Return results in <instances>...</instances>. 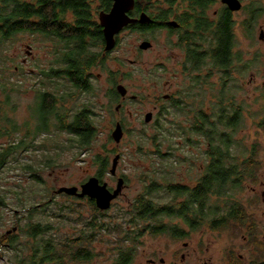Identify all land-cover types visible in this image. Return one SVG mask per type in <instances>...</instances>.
<instances>
[{"label":"rangeland","instance_id":"374dc122","mask_svg":"<svg viewBox=\"0 0 264 264\" xmlns=\"http://www.w3.org/2000/svg\"><path fill=\"white\" fill-rule=\"evenodd\" d=\"M243 3L246 9L234 15L235 51L241 60H235V70L229 76L218 70L210 71V64L200 73L185 74L181 67V63L186 61L185 53L172 46L178 41L175 35L172 37L163 31L122 33L120 45L113 55L115 60L107 65L109 71H95L102 73V77L94 82L93 93L80 94L76 91L78 94L74 98L57 105V111L65 114L68 125L81 112L88 110L91 113L97 134L85 150L78 149V144H72L67 130L55 128L60 123L54 118L50 125L52 133L39 135L38 123L33 118L41 92H53L56 87L55 81L48 76L54 61L56 46L53 41L43 35L25 32L1 45L0 81L7 85L6 96L11 97V105L0 111V130L8 128L12 133L0 137V153L7 151L11 145L25 144L0 168V195L8 204L6 208L0 206V237L16 227H25L30 220L23 217L32 207L39 209L34 218L36 222L49 221L60 228L56 230L60 236H75L82 226L74 222L79 215H74L72 209H65L64 215L73 217V223L54 218L60 205L82 206L81 215L85 218H93L94 210L88 201L69 198L57 191L64 187L81 188L97 176L98 156L110 158L111 170L118 155L121 159L117 175L113 176L109 171L103 181L116 190L119 179H124L123 192L110 210L97 216L106 224L120 226L123 232H135L128 224L132 220L135 202L147 193L151 179L160 183L167 179L188 187L197 186L208 162V141L204 135L193 130L194 119L200 112L213 114L215 102L224 95L226 104L233 99L242 109L243 126L234 132L233 153L243 159L249 157L254 149L259 154L261 168L258 181L247 183L238 198L255 223L257 240L264 243V128L261 126L264 120V39L261 40L264 33V0H243ZM189 4V0H181V10H186ZM222 7V0H216L207 11L208 17L215 19ZM256 9L261 11L257 18L253 14ZM249 21L253 25L250 30L246 27L250 25ZM244 23L248 24L245 26ZM144 40L153 43V49L140 50ZM18 67L20 70H17ZM112 70H118L121 84L128 90L129 98L123 107H119L120 112L116 111L118 103L111 102L108 96ZM197 77L199 82L195 80ZM61 83L64 85L63 80ZM63 85L60 89L64 90ZM190 89L193 91L192 100L185 96ZM166 95L178 96L184 101V108L179 109L175 104L166 102ZM4 97L5 93L1 91V103L6 100ZM233 111L230 109L231 113ZM149 113L154 115L151 124L146 123ZM3 115L14 122L13 126L2 121ZM213 120L216 118L213 117ZM118 122L125 129V136L119 145L112 137ZM14 126L18 131L14 132ZM34 134L38 136L33 138ZM155 196L156 201L162 203L171 199L164 191ZM211 200L214 206L216 199ZM18 211L22 213L17 215ZM171 220L165 217V223ZM175 223H180L190 232L179 220ZM77 224L78 230L73 227ZM249 225L240 230L234 226L221 230L203 228L192 232L183 241L147 234L139 239L137 245L126 239L122 231H104L92 243L94 259L88 264H115L118 250L124 246L137 247L132 264H149L152 259L157 260V264L161 259L166 264H231L233 257L240 264H253L260 252L251 241ZM121 239L125 243L121 244ZM14 257L13 251L0 246V264H9Z\"/></svg>","mask_w":264,"mask_h":264},{"label":"trees","instance_id":"16d2710c","mask_svg":"<svg viewBox=\"0 0 264 264\" xmlns=\"http://www.w3.org/2000/svg\"><path fill=\"white\" fill-rule=\"evenodd\" d=\"M2 1L0 0V46L19 33L23 28L20 23L21 20H29L35 14L42 17L41 22L39 25L30 26L29 29L26 27V30H37L45 34L46 37L53 30L52 24L57 30L62 27L57 25V21L63 20L67 10H72L79 22L87 23L92 19L91 0H40L39 11L30 5H19L18 0H4L8 2L6 6ZM100 1L103 9H109L113 2V0ZM149 1L139 0L138 4L143 7V4ZM166 1L171 5L177 2V0ZM189 3L188 9L196 13L193 15L196 24L187 28L190 32L188 31L186 34L183 43L188 46L193 70L201 72L205 66L208 67L212 63L214 69L224 73L225 76H229L235 70V60H241L240 55L235 51L236 34L233 14L228 10H222L217 22L210 23L207 11L213 5L212 0H189ZM191 18L192 16L189 19ZM78 26H81V29L75 41L72 42H77L79 48L71 54L73 65L66 74L70 76L76 86H81L86 91L89 88L86 73L91 65L88 57L90 49L88 37H91V34L90 26L87 24H79ZM150 28L155 29L154 27ZM147 30L150 29L147 28ZM2 52L3 50L0 49V58ZM104 67H106L105 64ZM48 76L54 78L52 74ZM198 77L200 78V76ZM198 77L195 79L197 82H199ZM6 89L7 85L0 81V92L5 93L6 97L3 103L0 100V111H5V108L11 105V97L6 96ZM67 89L70 88H65L63 92H60L61 89L55 87L57 92H41L38 98V110L34 109L33 118L38 123L39 135L52 133L50 125L52 118H54L60 123L55 128L67 130L71 136L72 144H78V149L85 150L95 140L97 131L92 124L91 113L88 110L76 115L74 121L69 125L65 123V114L57 111V105L60 102L63 104L67 102L66 96L70 94L69 98L75 97ZM185 96L188 100H192L193 91L190 89ZM221 97L223 98L215 102L214 109L216 110L213 114H207L206 111L200 112L196 114L194 119L193 130L204 135L208 141V162L197 186L188 187L167 179L160 183L157 179H151L152 183L147 187V193L140 196L135 202L132 220L128 224L135 229V232H123L120 226L115 227L104 223L97 216L103 212L90 200L89 205L94 210L93 218L83 217L81 215L83 207L80 205L75 208L66 204L60 205L59 212L54 215V218L63 219L65 223H73V217L68 218L64 215L65 209H72L74 215H79L78 219H74V222L82 224L81 228L78 224L73 226L77 230L79 228L75 236L64 237L57 234L56 230L60 228L53 223L47 220L45 223L36 222L34 218L38 215L39 209L32 207L28 210V215L23 217V219L30 220L25 227H17L16 231L7 232L0 237V246L13 251L15 255L9 264H88L94 259L91 250L92 243L104 231L109 232L114 229L118 232L122 231L126 239L137 245L140 242L139 239L147 234L154 237L169 236L175 241H183L189 238L192 232H197L203 228L221 230L234 226L235 229H243L248 224H250L248 230L252 236L251 241L257 245L260 252V256L255 257L253 264H264V262H259V260L264 261V243L257 240L255 223L244 210L238 198V194L245 190L247 183L254 184L258 181V172L261 168L259 154L254 149L249 157L243 159L233 153L234 132L243 126L241 123L242 109L233 99L226 104L225 96ZM183 102L182 104L175 103V107L184 108ZM230 109L234 110L233 113L230 112ZM4 115L2 121L13 126L14 122ZM213 117L216 120H213ZM261 126L264 128V120ZM15 131H18L17 126H14ZM11 133L12 131L8 128H3L0 130V137L10 136ZM36 136L38 135H32L33 138ZM24 144L25 142L11 145L7 151L0 153V168L5 166L11 156L22 150ZM159 153L161 154V151ZM161 156L163 157V154ZM96 164L99 167L96 177L103 181L110 171V158L98 156ZM162 191L171 197L166 203L157 202L155 199L157 196L154 197V194ZM213 198L216 199L214 206L211 204ZM0 206L8 207L3 195H0ZM77 207L79 208L76 210ZM19 213L22 212L18 211L17 215ZM165 217L172 219L171 222L165 223ZM176 220L187 226L190 232H187L180 223H175ZM121 240V244L125 243L124 239ZM136 248V246L119 248V257L115 264H132ZM231 264H240V262L233 257Z\"/></svg>","mask_w":264,"mask_h":264},{"label":"flooded vegetation","instance_id":"af4514ba","mask_svg":"<svg viewBox=\"0 0 264 264\" xmlns=\"http://www.w3.org/2000/svg\"><path fill=\"white\" fill-rule=\"evenodd\" d=\"M180 1L181 0H177L176 3L171 5L166 0H150L148 3L143 4V7H141L138 4L139 0H136L135 8L132 11H130L128 14L129 17L133 20H136V22L129 25L128 27H126L120 34H118L116 36V46L111 51H106V40H105V35H104V28L102 27L101 20H100V15L103 12L110 13L112 11L113 5H114V0H113L112 4L109 6V9L108 8L103 9L101 7L102 5H101L100 0H91L92 19L87 23L86 22H79L76 18L75 13L72 10H67L66 14L64 15L63 20L57 21V25L62 26V27L57 30V29H55L54 25L52 24L51 26H52L53 30H51V34L47 37L51 41H53V43L56 46L54 49V53H53V57H54L53 66H52L51 71H50V74H52L54 76L53 80L55 82H57L56 87L60 88V86L63 85L61 83V81L63 80L64 81L63 88L64 89L70 88L67 90L70 91L71 93H73L75 96L78 93H80V94L91 93L92 94L93 89H94V86H93L94 82L95 81L98 82L102 77V73H95V71H97L99 69H101L102 71H105V72L109 71L107 65L115 60L113 55L117 51V48L120 45V35L122 33H124L125 31H130V32H134V33H154V32L156 33L159 31H163L164 33H167L169 36H172V37L174 35L177 36L178 41L176 43H174L172 46L182 49L183 52L185 53L184 59L186 61L184 63L183 62L181 63V67H182L183 72L185 74H189V75H192L193 73H200L198 71L193 70L192 65H191V60H190V54L188 52V46L185 43H183V40L185 39L186 34L188 33V31L190 32V30H188L187 28L193 27L196 24V21L193 18V15H195L196 13L191 12L188 8L186 10H184V9L181 10ZM212 1H213V5H214L216 3V0H212ZM239 1L242 4V8L240 11L232 12L230 10L229 6H227L226 4L223 3V0H222L223 7H222L221 11L222 10H228L230 13L233 14V19H234L235 14L240 13L246 9L244 6L243 0H239ZM2 3H4L5 6L8 5V2H6L4 0L2 1ZM18 3L21 6H23L25 4L30 5L36 11H39L41 1L40 0H18ZM96 5H97V7H96ZM212 6H210V8H212ZM221 11H218L216 13L215 19H212V18L208 17V15H207L209 22L210 23L217 22ZM253 14H255V16L257 18L261 14V11L259 9H256V10H254ZM143 15L148 16L152 20V22L146 23V24L141 23L140 20H141ZM190 16H192L191 19H189ZM41 18L42 17L40 15L35 14L29 20H21L20 23L23 26V28L19 31L18 34H22V33L27 32V33H33V34L45 36V34H42L39 31L34 30V29L26 30V27L29 29L30 26L33 27V26L39 25V23L42 20ZM186 21H187V23H186ZM234 23H235V19H234ZM79 24H87L88 26H90L89 31L91 34V37H88L89 38L88 41L90 43V49H89L88 57H89V61L91 62V65H90V69L86 73V79L88 81L89 88L86 91L83 90L81 88V86H76V84H74L73 81L71 80L70 76H68L66 74V72L69 70V68L73 65L71 63V54H73L77 50V48H79V45L77 42H72V41H75V39L77 38L78 32L81 29V26H78ZM173 24H175V25H173ZM185 24H187V25H185ZM247 24L248 23H244L245 26ZM249 24L250 25L246 26L247 28H250L253 26L250 21H249ZM150 27H154L155 29H151ZM147 28L150 30H147ZM263 39H264V33L261 35V40H263ZM144 43H150L151 48H149L148 50L142 49V45ZM153 47H154L153 43H151L148 40H144V42L140 45V50L150 51L151 49H153ZM29 48L31 49V47H29ZM104 64L106 65V67H104ZM209 68H210L209 69L210 71L216 70V69H214L212 63H210ZM17 70H20V68L18 67ZM108 86H109L108 96L112 99L111 102L118 103L116 111L120 112L119 107L124 106L125 101L128 100L129 96H128V90L127 89H126L127 92H125V95L120 93L119 88L121 86H124V85L121 84V81L119 79L118 70L117 71H114V70L111 71ZM54 92H57V91L54 89ZM60 92H63V89H61ZM74 92H76V93H74ZM70 95L66 96V99H68ZM135 98L136 97H134V99ZM157 100L160 101L161 99H157ZM164 100H166V102H170L171 104H175L176 102L182 103V100L180 98H178V96H176V95L175 96L166 95L164 97ZM118 108H119V110H118ZM153 118H154V115H153ZM118 123H121V122H118ZM149 124H151V123H149ZM123 129H124V127H123ZM124 132H125V129H124ZM101 183H104V181H101ZM109 189L111 191H114V189H111L110 187H109ZM75 198H78V197H75ZM79 199L85 200L88 202L90 200H92L89 197L79 198ZM92 201L96 205V201L95 200H92ZM96 207H97V205H96ZM16 230H17V227L15 229L9 231L8 233H10L12 231H16ZM240 258H241L240 260L243 261L242 257H240ZM159 262H160V264H166L163 259H161ZM149 264H157V260H155V259L149 260Z\"/></svg>","mask_w":264,"mask_h":264},{"label":"water","instance_id":"95a60500","mask_svg":"<svg viewBox=\"0 0 264 264\" xmlns=\"http://www.w3.org/2000/svg\"><path fill=\"white\" fill-rule=\"evenodd\" d=\"M223 3L229 6L232 12H238L242 8V4L239 0H223ZM136 0H114L113 9L110 13H101L100 20L102 27L104 28V35L106 40V51H111L116 46V36L120 34L126 27L136 22L129 17V12L135 8ZM141 23H151L152 20L143 15ZM175 25V24H173ZM151 48L150 43H144L142 49L148 50ZM120 93L125 95L127 92L124 86H121ZM119 110V108H118ZM153 120V114L149 113L146 116V123H151ZM125 136V132L121 123H118L112 137L114 141L119 145ZM121 156L118 155L113 161L111 174L117 175V168ZM125 186V180L120 178L118 187L116 190L111 191L107 182L101 183V180L97 177H92L88 182L79 187H64L57 191L58 194H66L71 197L85 198L89 197L96 201L97 208L101 211H108L111 209L112 204L117 200L123 192Z\"/></svg>","mask_w":264,"mask_h":264}]
</instances>
